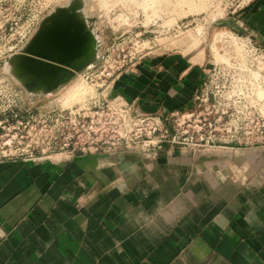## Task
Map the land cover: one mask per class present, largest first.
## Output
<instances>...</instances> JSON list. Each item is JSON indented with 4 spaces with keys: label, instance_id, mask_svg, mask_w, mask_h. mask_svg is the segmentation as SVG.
<instances>
[{
    "label": "crops",
    "instance_id": "1",
    "mask_svg": "<svg viewBox=\"0 0 264 264\" xmlns=\"http://www.w3.org/2000/svg\"><path fill=\"white\" fill-rule=\"evenodd\" d=\"M235 21L264 45V0ZM204 54L141 60L110 92L140 112L188 107ZM0 264H264V146L3 160Z\"/></svg>",
    "mask_w": 264,
    "mask_h": 264
},
{
    "label": "built area",
    "instance_id": "2",
    "mask_svg": "<svg viewBox=\"0 0 264 264\" xmlns=\"http://www.w3.org/2000/svg\"><path fill=\"white\" fill-rule=\"evenodd\" d=\"M219 42V57L207 62L190 106L182 109L140 112L113 96L112 82L137 63L132 59L112 62L109 77L97 85L99 95L87 104L67 105L53 97L32 108L22 89L0 77V162L95 153L158 157L167 145L193 156L222 148L263 147L264 45L256 43L251 32H225ZM100 110L110 116L107 126L99 125ZM190 135L197 137L192 144L186 142Z\"/></svg>",
    "mask_w": 264,
    "mask_h": 264
},
{
    "label": "rangeland",
    "instance_id": "3",
    "mask_svg": "<svg viewBox=\"0 0 264 264\" xmlns=\"http://www.w3.org/2000/svg\"><path fill=\"white\" fill-rule=\"evenodd\" d=\"M254 0H0V77L12 81L24 92L27 106L39 107L53 97L67 105L88 103L97 97V88L109 77L110 64L139 62L168 52H178L197 59L206 53L210 60L219 57L218 47L225 32L236 31L239 12ZM75 4V11L91 25L98 37L96 61L56 89L32 93L19 82L9 59L30 41L43 22L59 7ZM97 33V34H96ZM243 34V33H240ZM88 76V77H87ZM78 81V82H77ZM86 85V86H85ZM82 87L79 94L71 92ZM85 93V94H84ZM105 111V110H104ZM99 111L100 126H107L110 116ZM108 136H111L109 133ZM219 136V135H216ZM186 137L185 136H182ZM186 142L192 144L187 136Z\"/></svg>",
    "mask_w": 264,
    "mask_h": 264
},
{
    "label": "water",
    "instance_id": "4",
    "mask_svg": "<svg viewBox=\"0 0 264 264\" xmlns=\"http://www.w3.org/2000/svg\"><path fill=\"white\" fill-rule=\"evenodd\" d=\"M99 43L75 11V4L59 7L30 41L14 54L15 69L28 89L49 92L69 81L97 59Z\"/></svg>",
    "mask_w": 264,
    "mask_h": 264
},
{
    "label": "bare ground",
    "instance_id": "5",
    "mask_svg": "<svg viewBox=\"0 0 264 264\" xmlns=\"http://www.w3.org/2000/svg\"><path fill=\"white\" fill-rule=\"evenodd\" d=\"M77 13V12H76ZM79 16L81 15V14H79V13H77ZM81 17V16H80ZM93 33V32H92ZM97 34V33H96ZM95 35V34H94ZM95 37V39H96V41H97V39H98V37H97V35L96 36H94ZM100 43V42H99ZM9 64H11V67L12 68H10V69H13L12 71H13V73H14V75H15V77H16V79L19 81V82H23L22 81V79H21V77L19 76V74L16 72V69H15V58H14V55L9 59ZM84 71V70H83ZM72 79V78H71ZM78 82V81H77ZM86 86V85H85ZM32 93H36V92H41L42 93V91H43V89L41 88V87H38V88H35V89H29ZM86 90V89H85ZM82 87H76V88H73L72 89V91L71 92H75V94L77 93V94H81V92H83V91H85ZM79 94V95H80ZM85 94V93H84ZM82 95H80V97H81ZM58 157V156H57Z\"/></svg>",
    "mask_w": 264,
    "mask_h": 264
}]
</instances>
